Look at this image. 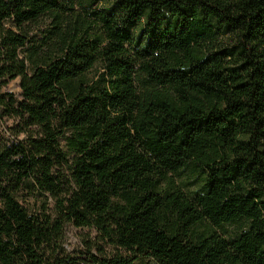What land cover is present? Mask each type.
<instances>
[{
    "label": "trees",
    "instance_id": "trees-1",
    "mask_svg": "<svg viewBox=\"0 0 264 264\" xmlns=\"http://www.w3.org/2000/svg\"><path fill=\"white\" fill-rule=\"evenodd\" d=\"M16 77L0 264H264V0H0ZM66 225L98 255L68 254Z\"/></svg>",
    "mask_w": 264,
    "mask_h": 264
},
{
    "label": "rangeland",
    "instance_id": "rangeland-1",
    "mask_svg": "<svg viewBox=\"0 0 264 264\" xmlns=\"http://www.w3.org/2000/svg\"><path fill=\"white\" fill-rule=\"evenodd\" d=\"M61 2H65L66 0H59ZM101 5L98 3V5H95V8H100ZM40 27L37 31H35V34L37 36H40L42 34L41 30L44 28L49 27V21L48 19H42L40 21ZM95 72V69H92L89 73L90 76H92ZM20 79L19 77H16L14 79L9 80L5 85H3L2 79H0V94L3 93H12L17 98H19L20 93V87H19ZM22 128L21 124L19 123V120L16 118H10L5 116L2 113V109H0V142L2 144H18V143H24L26 142L27 132L20 131ZM173 178L184 190H194L200 186V181H195L190 176V173L188 170H184L178 175L173 174ZM23 198L29 199V197H26V193L23 192L21 194ZM32 208H37L39 205V202H33L30 201L29 203ZM98 237L96 236V233L92 229L88 228H75L71 225H66L65 231H64V238L62 246L64 250L71 255H78L80 253H90L92 255H98L97 247H98ZM108 252H113L110 247L107 248ZM78 264H87L83 261L77 260Z\"/></svg>",
    "mask_w": 264,
    "mask_h": 264
}]
</instances>
